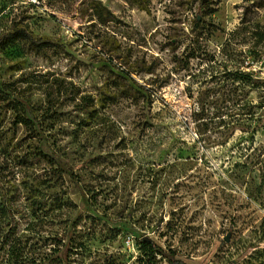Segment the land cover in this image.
Here are the masks:
<instances>
[{"label":"rangeland","instance_id":"374dc122","mask_svg":"<svg viewBox=\"0 0 264 264\" xmlns=\"http://www.w3.org/2000/svg\"><path fill=\"white\" fill-rule=\"evenodd\" d=\"M38 1L0 0L57 44L0 46V264H264V0Z\"/></svg>","mask_w":264,"mask_h":264},{"label":"trees","instance_id":"16d2710c","mask_svg":"<svg viewBox=\"0 0 264 264\" xmlns=\"http://www.w3.org/2000/svg\"><path fill=\"white\" fill-rule=\"evenodd\" d=\"M204 0H202V3ZM142 8L144 6H141ZM97 17L105 22L104 16V8H97L96 13ZM197 23L199 24V19H196ZM21 39L26 40L28 44L35 49L36 51H41L45 48L55 46L57 45L55 42L43 38H36L34 34L27 30L25 27L21 26H14L10 31H7L3 33L0 36V46L5 45L9 42H12L14 40ZM241 79L244 80H251L252 78L247 74H240L239 76ZM0 96L4 102V105L9 107V109L13 110L16 116V123L18 124H25L28 126L30 124V116L28 113V103L29 100L26 97H22L15 94L14 89L12 88V85L10 83H6L4 81L0 80ZM32 128V127H31ZM37 152L42 153L43 150L38 149ZM66 237V236H65ZM65 237L57 239L56 245H58V248H56L55 252L50 255V262L49 264H64L67 263L70 254H74L76 250H74V247H79L77 244L73 243L72 237L66 239ZM10 234H6L2 244L4 245H10V249H12L13 246L10 244ZM141 244V250H142V256L143 258H140V262L143 264L151 263L154 259H156L158 256H161V258L166 259L168 264H188L185 261L177 258V252L175 250H170L171 252H166L160 245H158L156 242H154L151 238L150 240H146L145 237L140 241ZM77 245V246H76ZM57 252V254H56ZM10 254V260L7 262V264H12L14 258H15V251L9 250Z\"/></svg>","mask_w":264,"mask_h":264},{"label":"built area","instance_id":"2783aa9c","mask_svg":"<svg viewBox=\"0 0 264 264\" xmlns=\"http://www.w3.org/2000/svg\"><path fill=\"white\" fill-rule=\"evenodd\" d=\"M34 3H36V4H38V5H40L41 3L38 1V0H32ZM254 62V60H253V58H252V56H247L246 58H245V64L248 66V65H250V64H252Z\"/></svg>","mask_w":264,"mask_h":264},{"label":"water","instance_id":"95a60500","mask_svg":"<svg viewBox=\"0 0 264 264\" xmlns=\"http://www.w3.org/2000/svg\"><path fill=\"white\" fill-rule=\"evenodd\" d=\"M203 2L205 3V2H206V0H204ZM145 239H146V240H150V238H149V237H146ZM226 240H229V237H227V238H226Z\"/></svg>","mask_w":264,"mask_h":264}]
</instances>
